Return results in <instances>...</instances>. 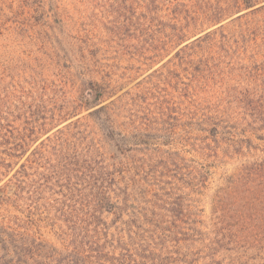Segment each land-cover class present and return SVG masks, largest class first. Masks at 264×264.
Instances as JSON below:
<instances>
[{
    "label": "rangeland",
    "instance_id": "374dc122",
    "mask_svg": "<svg viewBox=\"0 0 264 264\" xmlns=\"http://www.w3.org/2000/svg\"><path fill=\"white\" fill-rule=\"evenodd\" d=\"M237 2L0 0V188L22 164L62 168L57 130L116 100L129 144L113 162L134 207L174 232L152 227L128 264H264V10Z\"/></svg>",
    "mask_w": 264,
    "mask_h": 264
},
{
    "label": "trees",
    "instance_id": "16d2710c",
    "mask_svg": "<svg viewBox=\"0 0 264 264\" xmlns=\"http://www.w3.org/2000/svg\"><path fill=\"white\" fill-rule=\"evenodd\" d=\"M237 1L238 13L264 10V0ZM212 34L185 44L173 58H188L186 52ZM115 104L116 100L94 99L85 106L86 115L57 130L58 136L71 138L72 151L65 155L62 168L22 164L0 188V264H128L136 256L132 251L155 240L152 227L161 241H174L173 231L151 219L159 214L134 207L128 171L113 162L120 144H129V135L116 128ZM261 125L264 129V118ZM84 139L87 142L78 144ZM260 162L259 169L264 170V160ZM56 186L68 194L62 204L49 203L44 196ZM169 218L185 224L187 216Z\"/></svg>",
    "mask_w": 264,
    "mask_h": 264
}]
</instances>
